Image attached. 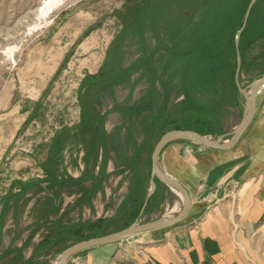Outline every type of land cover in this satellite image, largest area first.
<instances>
[{
  "label": "crops",
  "instance_id": "obj_1",
  "mask_svg": "<svg viewBox=\"0 0 264 264\" xmlns=\"http://www.w3.org/2000/svg\"><path fill=\"white\" fill-rule=\"evenodd\" d=\"M79 13L67 14L49 30L44 41V52L51 59L59 54L57 58L63 64L73 63L72 68L64 70L61 65L53 74L38 75L41 85L32 82L28 95L19 94L16 87L0 90V222L10 200L33 184L79 180L86 173L83 83L99 75L122 23L114 15L119 30L112 34L108 44L105 24L95 26L94 22L77 21L74 17ZM85 52L89 53L86 59L91 67L97 59L94 55L105 56L96 73L83 75L78 86L70 87L65 79ZM60 74L63 77L57 79ZM61 94H71L63 107L59 102ZM261 95L264 91L258 95L251 126L235 148H204L191 155L194 160L181 157V151L172 148L164 153L163 171L181 182L193 201L183 221L141 234L136 240L85 249L74 254L68 264H264ZM227 165L233 166L217 173V169ZM180 205L183 206L180 201L174 203L166 216H172ZM197 223L199 230L195 229ZM140 246L144 256L126 254V250L133 252Z\"/></svg>",
  "mask_w": 264,
  "mask_h": 264
},
{
  "label": "rangeland",
  "instance_id": "obj_2",
  "mask_svg": "<svg viewBox=\"0 0 264 264\" xmlns=\"http://www.w3.org/2000/svg\"><path fill=\"white\" fill-rule=\"evenodd\" d=\"M141 3L142 0H0V90L16 87L19 94L28 95L32 82L38 83L41 79L38 75L53 74L63 65L64 70L73 67L71 62L63 64L57 58L59 54L51 59V55L44 52L49 30L67 14L80 12L74 17L77 21L94 22L95 26L105 24L110 44L112 34L119 30V21L114 15L128 7L134 12ZM117 48H113L102 76L90 82L95 83L93 86L86 82L82 92L87 153L85 178L80 183H36L10 200L0 222V264H57L64 249L54 247L49 255H35L46 236H51L59 227L110 219L131 197L134 189L132 168L144 141L143 122L147 119V112L139 113L137 107H142L150 82L142 71L134 69L137 54L132 35ZM263 51L264 45L259 44L252 54L256 56ZM82 56L75 62L76 69L65 79L70 87L78 86L83 75L96 73L105 55H94L97 59L92 67L86 59L89 53ZM60 77L63 75L57 79ZM250 81L246 76L242 85L246 86ZM70 95H60L61 107L69 101ZM245 101L243 96V106ZM259 101H264V95ZM242 116L243 107L228 109L223 116L224 134L211 137L230 139ZM171 148L180 150L181 157L194 160L191 155L201 153L205 147L189 141L170 144L161 155L162 170L163 155ZM151 155L148 148L144 149L142 160ZM179 201L182 202L180 195L164 189L159 203L143 214L140 222L166 216L172 205ZM181 206L175 208L172 215L177 214Z\"/></svg>",
  "mask_w": 264,
  "mask_h": 264
},
{
  "label": "trees",
  "instance_id": "obj_3",
  "mask_svg": "<svg viewBox=\"0 0 264 264\" xmlns=\"http://www.w3.org/2000/svg\"><path fill=\"white\" fill-rule=\"evenodd\" d=\"M250 2L142 0L134 12L128 7L116 13L122 28L109 48L99 75L85 80L83 88L86 82L88 86L95 84L90 82L102 76L113 48H121L132 35L137 54L134 69L142 71L150 82L142 107H137L139 113L147 112V119L143 122L144 141L132 168L133 193L110 219L59 227L43 239L35 255L46 256L54 247L66 249L71 242L102 237L135 223L145 205L152 169L151 157L143 161L141 153L147 148L153 153L155 143L168 131L191 130L210 136L224 134L223 116L228 109L243 107V95L235 77L238 55L242 59L241 84L246 76L250 84L264 75V51L256 56L252 54L255 46L264 45V0H258L253 7L239 46L236 43ZM84 126L83 116V135ZM230 166L233 165L220 167L217 173ZM85 176L86 173L83 178ZM83 178L62 182L80 183ZM156 183L157 189L144 215L159 203L166 189L159 180Z\"/></svg>",
  "mask_w": 264,
  "mask_h": 264
},
{
  "label": "water",
  "instance_id": "obj_4",
  "mask_svg": "<svg viewBox=\"0 0 264 264\" xmlns=\"http://www.w3.org/2000/svg\"><path fill=\"white\" fill-rule=\"evenodd\" d=\"M258 0H251L243 26L239 31L237 36V46H239L240 37L244 29L246 28L247 22L249 20L251 11ZM238 68L236 72V83L238 85L240 93L245 98V104L243 106V116L239 125L234 130L230 139H224L223 137L213 138L208 135H202L198 132L191 130H171L165 133L160 140L156 143L151 160V179H150V189L146 196L145 205L141 211L140 216H143L145 208L148 204L150 197L155 193L157 189L156 180H159L162 184L169 187L174 193L180 195L182 199V208L180 212L176 215L165 216L149 222H140L138 219L131 226L124 228L119 231L112 232L102 237L91 238L88 240H83L73 245H70L64 249L59 257L57 264H68L69 259L76 253L83 251L85 249L97 246H105L115 243H120L127 241L129 239H138L141 234L150 232L156 229L168 227L183 221L188 215L192 207V198L187 191V189L179 182L176 178L169 176L160 168V159L163 151L170 144L177 141H189L198 144L202 147L228 151L235 148L239 142L242 140L243 136L251 126L257 111V98L260 93L264 91V75L253 80L247 87H243L240 83V70L242 59L240 54L238 55Z\"/></svg>",
  "mask_w": 264,
  "mask_h": 264
},
{
  "label": "built area",
  "instance_id": "obj_5",
  "mask_svg": "<svg viewBox=\"0 0 264 264\" xmlns=\"http://www.w3.org/2000/svg\"><path fill=\"white\" fill-rule=\"evenodd\" d=\"M195 229H196V230H199V224H198V223L195 225ZM129 240H130V239H129ZM135 249H136V250H134L133 252L130 251V250H132V249H130L129 251L126 250V254H127L128 256H132L133 254L144 256L145 253H144V249H143L142 246H140L139 248H135Z\"/></svg>",
  "mask_w": 264,
  "mask_h": 264
}]
</instances>
